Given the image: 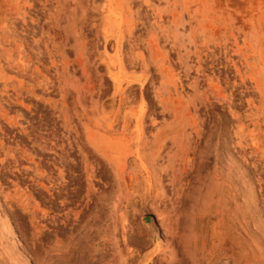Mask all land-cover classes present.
Wrapping results in <instances>:
<instances>
[{
  "label": "rangeland",
  "instance_id": "rangeland-1",
  "mask_svg": "<svg viewBox=\"0 0 264 264\" xmlns=\"http://www.w3.org/2000/svg\"><path fill=\"white\" fill-rule=\"evenodd\" d=\"M0 264H264V0H0Z\"/></svg>",
  "mask_w": 264,
  "mask_h": 264
},
{
  "label": "bare ground",
  "instance_id": "bare-ground-1",
  "mask_svg": "<svg viewBox=\"0 0 264 264\" xmlns=\"http://www.w3.org/2000/svg\"><path fill=\"white\" fill-rule=\"evenodd\" d=\"M147 220H148V218H147ZM22 250V249H21Z\"/></svg>",
  "mask_w": 264,
  "mask_h": 264
}]
</instances>
